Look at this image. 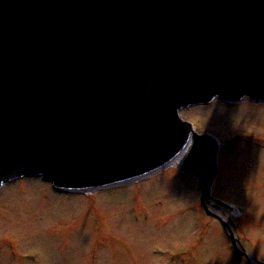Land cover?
<instances>
[{
    "label": "water",
    "instance_id": "water-1",
    "mask_svg": "<svg viewBox=\"0 0 264 264\" xmlns=\"http://www.w3.org/2000/svg\"><path fill=\"white\" fill-rule=\"evenodd\" d=\"M215 100L264 105V0H0V191L94 192L184 159L205 197L193 161L210 174L218 146L182 114Z\"/></svg>",
    "mask_w": 264,
    "mask_h": 264
},
{
    "label": "rangeland",
    "instance_id": "rangeland-1",
    "mask_svg": "<svg viewBox=\"0 0 264 264\" xmlns=\"http://www.w3.org/2000/svg\"><path fill=\"white\" fill-rule=\"evenodd\" d=\"M182 115L219 144L207 196L180 165L83 194L19 179L0 192V264H249L210 214L218 210L229 211L253 264H264V105L212 103Z\"/></svg>",
    "mask_w": 264,
    "mask_h": 264
},
{
    "label": "bare ground",
    "instance_id": "bare-ground-1",
    "mask_svg": "<svg viewBox=\"0 0 264 264\" xmlns=\"http://www.w3.org/2000/svg\"><path fill=\"white\" fill-rule=\"evenodd\" d=\"M201 158V160H207V163H208V168L209 167H211L212 166V159H211V157L209 156H206V157H204V156H202V157H199V158H195L194 159V161H193V163L198 167V165H197V163H198V160L197 159H200ZM184 162V159H182L178 164H182ZM177 164V165H178ZM201 170V169H200ZM202 175H203V177H204V180L206 181V182H208V183H210V174H208L207 172H206V170H202ZM208 199H210V198H208ZM210 203V202H209ZM214 214L216 215H219L220 217H222L223 219H225V220H228V218H229V215L227 214V211H219L218 210V212H214ZM253 261V260H252ZM254 262V261H253Z\"/></svg>",
    "mask_w": 264,
    "mask_h": 264
}]
</instances>
